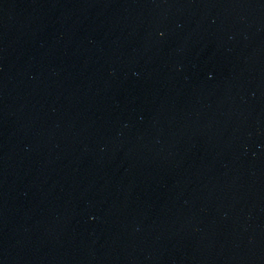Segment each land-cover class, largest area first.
Returning <instances> with one entry per match:
<instances>
[{"label": "water", "instance_id": "water-1", "mask_svg": "<svg viewBox=\"0 0 264 264\" xmlns=\"http://www.w3.org/2000/svg\"><path fill=\"white\" fill-rule=\"evenodd\" d=\"M0 264H264V0H0Z\"/></svg>", "mask_w": 264, "mask_h": 264}]
</instances>
